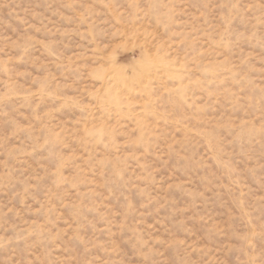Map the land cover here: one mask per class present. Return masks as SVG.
Here are the masks:
<instances>
[{
    "label": "rangeland",
    "instance_id": "1",
    "mask_svg": "<svg viewBox=\"0 0 264 264\" xmlns=\"http://www.w3.org/2000/svg\"><path fill=\"white\" fill-rule=\"evenodd\" d=\"M0 264H264V0H0Z\"/></svg>",
    "mask_w": 264,
    "mask_h": 264
}]
</instances>
